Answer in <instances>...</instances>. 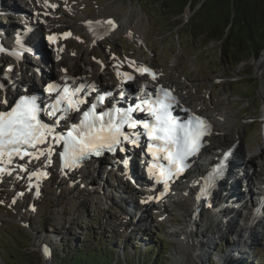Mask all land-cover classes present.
Listing matches in <instances>:
<instances>
[{"label": "rangeland", "instance_id": "rangeland-1", "mask_svg": "<svg viewBox=\"0 0 264 264\" xmlns=\"http://www.w3.org/2000/svg\"><path fill=\"white\" fill-rule=\"evenodd\" d=\"M21 1L0 0V5H4L0 11V29L11 30L17 23L13 13L8 12L12 9L7 7L14 6V9L20 8L23 11V6L30 5L31 2L41 4L43 0H30L26 4L24 0ZM69 6L70 9L65 12L51 10L52 14L49 15L54 20L55 31L68 29V34L71 35L70 41L65 42L67 45L59 43V46H65L64 51L67 52L61 57L60 62H63V65L74 64L82 70H84V66L91 67L88 72L105 67V74L102 76L100 74L99 79L100 83H104L102 77L106 79L107 75L112 74L107 55L111 51L118 53L133 52L140 59L148 60L154 66L162 67L165 73L164 79L170 77L180 79L182 82H179L182 83L185 90L187 88L188 93L190 91V98L204 102L207 109L222 108L227 110L234 122L231 134L228 136L235 137L239 132L242 136V141L238 144L240 149H243L244 153L256 151L264 159V135L260 130L261 126H264L262 119L264 116V73L261 75L256 71L258 60L240 63L232 73L225 71L221 68L218 51L214 45L203 46L199 43L200 38L194 45L188 38L176 33L178 25L169 27L170 29L157 34V31L148 23L146 15L136 0H73ZM103 11L113 14L119 26L110 33H106L105 35L108 34L107 37L101 42L98 40L99 43L91 48L88 45L89 39L87 38L86 41L82 37V33L87 35L82 19L99 16ZM192 13L193 11L186 8L182 19L186 21ZM6 19L11 23L3 21ZM68 26L76 28L77 31L73 32ZM10 30L6 33H10ZM36 32L38 35L35 32L28 34L29 40L34 38L39 40V50L48 63L44 61V64L43 59H34L28 55L25 65L19 70L24 71L23 76L26 75L24 77L26 84L34 83V86H39L38 74L34 73L33 69H39V73L42 75L43 70H46L47 74L54 73L52 75L55 76L56 70L53 59L58 57V48L57 45L51 46V43L44 38L46 33H43L41 29L37 28ZM9 59H11L10 56L1 52L0 66ZM59 60L56 61L59 62ZM33 61L38 65H31ZM106 69L108 74H106ZM249 72L250 74H247ZM220 128L226 127L221 124ZM263 163L262 161V167ZM103 169L105 168L102 164L101 167L90 171L91 173L95 171V176L89 180H87L88 178L84 179L85 189H87V185L92 184L91 181L95 182V178L96 181L98 180ZM55 171L56 168L53 166L52 172ZM107 171H110V177H107L110 185L106 182L108 184L107 190H104L103 193L95 187L96 193L98 192L99 196L103 198L102 203H98L99 200H95V198L84 202L85 196V199L81 201L80 215H77L76 218H73L71 214V206L74 204V199H77L79 188L74 189V187L79 184L78 178L73 177L70 181L65 182L60 176L52 173L51 180L46 181L43 185V193L35 199L24 189L26 188L24 181L20 184L15 179L18 185L11 184V186L8 181H5L0 192V264H23L24 261L26 264H43L38 253L43 250L39 244L44 240L48 243L50 241V264H55L59 256L71 255L73 248H78L85 242L92 243L94 241L103 242L105 244L103 247L112 244L111 250H116L115 257L117 255L120 258H123L122 254L127 243L126 250L128 257H131L132 264H142V262L138 263L136 259L139 251L135 250L136 254H133L134 247L130 245L135 243L139 247H144L142 246L144 242L136 243L133 238H144L145 242H149V246L156 247L154 252L152 248L147 250V256H151L150 259L159 256L152 255L159 249L162 252V258L158 262L162 261L163 264H194L193 258L195 256L193 254L187 253L184 256L175 252V249L180 246L179 239L181 240L184 235L192 236L194 241L196 240L197 244H200L202 263L198 260L200 262L197 264H264V229L261 234L259 228L254 230V233L248 230V216L242 209L235 212L238 213L236 217H240L242 220L241 223L238 221L235 222L236 224L233 223L232 228L235 230H230L229 226L227 227L233 214L229 220L225 219L230 210L234 211L233 208L225 206V212H223L225 218L221 212L218 218H223V222H220L216 218L218 213L212 216L211 208L207 206L206 210H201L198 213L197 226L207 228V223H211L212 219L218 221L215 223L217 225L210 224V231L208 228L206 236L195 232L194 225L182 232V227L185 226L184 220L188 219L191 200L187 199L182 202L179 200L174 209L168 207V219L171 221L168 220V223L161 225L160 218L165 217H156L148 212L139 214L142 211L140 206L146 197L145 192L148 190L135 189L134 183H128L125 179L126 176L122 173L123 168L121 166L115 171V174L113 170ZM15 174L17 173H13V175ZM19 177L21 178L20 174ZM136 178H140L138 174ZM36 182L41 186L43 184L42 181L36 180ZM81 186L83 187V185ZM20 187L25 192H20ZM71 190L74 193L73 197H70ZM218 191L221 195L230 196L228 195V186L225 189L218 188ZM17 192L18 194L20 192V195ZM21 193L28 194L30 201L27 202V197L22 200ZM216 197L214 201L215 204H218L217 201L220 198L218 195ZM57 199L60 200L59 204L53 205V201ZM18 200L21 204L20 207H17L16 204ZM212 200L213 198H211ZM22 201L26 203L22 204ZM154 204L158 205L159 203L155 202ZM207 208H209V212ZM129 213L130 216L127 218L126 215ZM182 213L184 215H181ZM140 216H142V224L149 227L148 229L144 230L143 226L137 224V219ZM173 227L182 232L179 233V237H173L171 233ZM219 228L221 232L217 233ZM197 230L199 229L197 228ZM155 236L160 238L155 239ZM22 240L25 241V244L22 243ZM227 255L228 257H226ZM19 259L21 261H18Z\"/></svg>", "mask_w": 264, "mask_h": 264}, {"label": "snow or ice", "instance_id": "snow-or-ice-1", "mask_svg": "<svg viewBox=\"0 0 264 264\" xmlns=\"http://www.w3.org/2000/svg\"><path fill=\"white\" fill-rule=\"evenodd\" d=\"M108 25L115 27L112 20L107 21ZM51 41L53 38L50 36ZM149 69L141 68V74L149 73ZM153 78L155 76L153 75ZM128 79H132L131 76ZM55 85H50L46 89L51 93ZM84 90V86L70 89L67 85L63 88V95L58 93L55 103L48 106V116L53 119V124L49 125L38 119L41 108L34 96H22L8 111H0V163H3L7 156L11 162L13 156L23 159L24 156L31 155L29 148L36 149L39 145L46 144L51 138L55 145L63 143V151L60 157L63 167L73 168L91 154L100 155L104 151L115 152L123 150V143H137L134 136L122 131L124 126L130 129L137 127V121L133 120L131 113L134 110H144L141 105L135 109H119L113 106L109 112H102L94 115L96 104H93L88 111L83 112V117L79 125H71L66 134L56 131V127L61 120L67 117L69 112L79 111V105L87 101L79 98V93ZM164 99L154 101L148 107V114L153 117L151 124L145 123L148 135L151 139L161 142L156 145L158 151L166 152V159L169 167H161L157 174L153 169L150 178L157 183L167 186L168 182L186 167V159L197 152L201 147L202 138L208 133L209 126L206 121L194 116L184 124H177L168 112L169 104L166 100L171 97L170 91L161 89ZM104 97H98L99 102H103ZM7 104V101H4ZM142 104H148L142 100ZM62 114V115H61ZM107 117V119H105ZM174 148L169 149V145ZM51 146L49 151H51ZM40 154L44 155L43 150ZM38 158V157H36ZM50 158V157H49ZM25 169L21 167V171ZM4 171L0 168V172ZM223 171L222 166H218L210 173L207 185L202 188V192L207 191L215 179ZM35 175V174H34ZM167 191V188H165ZM200 197L198 196L197 199ZM48 255V249H44Z\"/></svg>", "mask_w": 264, "mask_h": 264}, {"label": "trees", "instance_id": "trees-1", "mask_svg": "<svg viewBox=\"0 0 264 264\" xmlns=\"http://www.w3.org/2000/svg\"><path fill=\"white\" fill-rule=\"evenodd\" d=\"M136 2L157 34L178 25L176 33L185 36L193 44L200 38L199 43L203 46L214 45L218 51L221 68L225 71L232 73L240 63L256 61L264 49V0H136ZM186 8L193 13L184 21L182 15ZM133 241L144 242L142 244L144 247H139L135 243L130 245L134 247L133 254H136L135 250L139 251L136 257L138 263L163 264L162 261L158 262L162 258L159 249L152 254L159 256L150 259L147 250L152 248L154 252L156 247L149 246V242L146 243L142 239ZM22 243L25 244V241L22 240ZM103 245H105L103 242H85L78 248H73L71 255L57 257L58 261L55 264H132L126 250L127 243L123 258L117 255L115 257L116 250H111L112 244L105 247Z\"/></svg>", "mask_w": 264, "mask_h": 264}, {"label": "bare ground", "instance_id": "bare-ground-1", "mask_svg": "<svg viewBox=\"0 0 264 264\" xmlns=\"http://www.w3.org/2000/svg\"><path fill=\"white\" fill-rule=\"evenodd\" d=\"M21 1V0H20ZM25 1V4L26 3H28L30 0H24ZM21 2H23V1H21ZM43 2V1H42ZM32 3H35V4H32ZM31 4L33 5V10L34 11H36L37 10V5H39V3H36V2H31ZM40 5H42V6H44V5H46V2L45 3H42V4H40ZM2 6H4V5H0V8H2ZM7 8H11L12 10L11 11H16V9H14V6H12V7H7ZM50 9H52V6L48 9V10H50ZM1 10V9H0ZM44 10V8L43 7H41L40 8V10L38 11V13L37 14H35V13H33V15H32V19L34 20V25L36 26V28L38 27L39 29H41L42 31H44V30H47L48 32H51V29L49 28L51 25H52V20H50L49 19V16H46V14L45 13H42V11ZM47 10V11H48ZM53 15H54V13H53ZM97 16V15H96ZM97 19L98 20H100L101 22L100 23H96L95 25H96V28L97 27H99L103 32H104V35L106 34V33H110L112 30H114V29H116V27L117 26H119V23H118V21L116 20V18L114 17V15L113 14H111L110 12H107V11H103L99 16H97ZM120 19V18H119ZM123 19V18H122ZM108 20H112L113 22H114V25H115V27H112L111 25H108L107 24V21ZM54 21V20H53ZM120 22H121V19H120ZM122 25V24H121ZM84 29H85V32L87 33V35H88V38H89V42H88V45L89 46H91V48H92V46H95V45H97L98 44V40H96L95 39V37L93 36V35H91V33L89 32V30H87V28H88V26H87V24H85L84 23ZM121 27V26H120ZM3 30H5V31H7V29H3ZM58 31V30H57ZM42 33V32H41ZM50 34H52V33H48L47 34V36L48 35H50ZM7 33L5 34V37L4 38H2V36H1V40H0V45H2L3 46V48L4 49H9V39L11 38V37H7ZM26 38L27 39H29V36L27 35L26 36ZM52 38H55V35H53V37ZM33 41H35V40H33ZM59 42H60V40H59ZM61 42H65L64 40H61ZM38 44H39V40H38ZM67 45V44H66ZM11 47L13 48V45H11ZM60 47H59V51H60ZM58 50V49H57ZM56 50V51H57ZM3 51V50H2ZM58 51V52H59ZM32 53V52H31ZM40 54H41V52H40ZM60 54V53H59ZM64 55H66V52L65 53H63ZM63 55V56H64ZM62 56V57H63ZM61 59V58H60ZM258 62H257V73L258 74H260L261 73V75L264 73V50H263V52L260 54V56L258 57ZM53 63H54V68H55V70H56V72H55V76L56 77H59V78H61V79H67L68 80V82L69 81H72L73 79H75V78H83V79H87L88 81H94V82H100V74L102 73V72H104V69L105 68H103L101 71L100 70H97V71H95V69H94V71L93 72H88V71H84V70H82V69H79V68H77L76 66H74V64L73 65H63L64 63L63 62H57L56 60L55 61H53ZM77 65V64H76ZM56 67H59L58 69H56ZM93 67V66H92ZM79 69V70H81V72H79V73H76V71L74 70V69ZM94 68V67H93ZM90 69H91V67H90ZM114 69H117V67L116 66H114ZM156 72V71H155ZM129 75V74H128ZM16 76L17 77H20V73L18 72V70H14V72L9 76V80L11 81V82H13V84H14V86H15V81L17 80V78H16ZM124 75L123 76H121V77H119V79H118V82L117 83H120V82H123L124 80ZM156 78L157 77H155V78H153V80H156ZM134 79H135V81H137V80H140V79H146V77H137L136 75L134 76ZM24 82H25V80H24ZM29 82V81H28ZM62 82H67V81H62ZM26 84V82L23 84V85H25ZM169 84H170V86H172L174 89H175V91H176V93L179 95V98L181 99V101L182 102H185V103H188L193 109H195L196 111H198V112H200V113H203L208 119H210V121L213 123V126H214V129H213V134H211L210 135V137H209V146H212V147H210L209 148V150H213V149H217L220 145H224L226 142H229L228 141V139H230V140H232L233 142H237V144H239L241 141H242V136H241V134L239 133V132H237V134L235 135V137H233V136H228L229 134H231V130H232V125H234V122H233V120L231 119L232 117H231V115H230V113L227 111V110H225V109H222V108H218V109H216V108H213L212 110H209V109H207V107L205 106V104H204V102H200V101H196V100H193V99H191L190 97V95H189V93H188V90H185V88H184V86L182 85V83H180V82H178V83H176V82H169ZM30 86H32V84H27L26 85V87H28V88H30ZM16 87V86H15ZM44 88L45 89H47L48 88V86L47 85H44ZM15 91L17 92L18 91V89H16L15 88ZM9 97V94H8V92L6 93V98H8ZM19 100V99H18ZM17 100V101H18ZM263 123H264V116H263ZM219 121H221V124L222 125H224L226 128H220L219 127V125H220V123H219ZM226 123H228L227 124V126H228V128H227V126H226ZM222 140H226V141H222ZM216 146V147H215ZM238 146H240V145H238ZM247 150V149H246ZM244 150H242V149H240L239 150V152L237 153V157L239 158L242 154H246V152L244 153L243 152ZM248 152V151H247ZM251 154H254V155H258V152H251ZM116 156V160L118 159V157L120 156H122L120 153H118V154H116L115 155ZM235 156V157H236ZM252 157H250V159H251ZM121 159H123V156L121 157ZM42 160H44V158L42 159ZM102 166V165H101ZM120 166V165H119ZM45 167V165L43 164V163H41L40 165H39V167H38V169H45L44 168ZM90 167L91 168H96V165H90V166H87L84 170H82L81 168L79 169V170H77V168L76 169H74L73 171H64V174H62V176H61V179H63L65 182H68V181H70V179L71 178H73V177H75V178H78L79 179V184L77 185V186H75L74 187V189H77V188H79L78 189V195H77V199H74V201H73V203L74 204H72V206H71V214L73 215V218H76V216L77 215H80V211L82 210V203H81V201L83 200V199H85V196H86V200L84 201V202H86V201H88V200H90V199H93V198H95V200H99L98 201V203L100 202V203H102V201H103V198L102 197H100L99 196V194H98V192L96 193V189H98V191L100 192H103L104 193V190H107V187H108V184L110 185V182H109V180H108V178L107 177H110V171H105V169H103V171H101L100 172V176H98V180L96 181V178L94 179L95 180V182H93V181H91V183L92 184H89V185H87V189H85L84 188V184H83V182H85L84 181V179H87V180H89V178H93L94 176H95V171L93 172V173H91L90 171H91V169H90ZM105 167V166H104ZM140 168V167H139ZM3 169H9V167L8 166H5V167H3ZM151 170V169H150ZM14 173H17V174H20V176H21V178H22V181H24V184H25V187L26 188H29V193L30 194H33V195H36L35 193H34V190H35V188H36V185H38L39 186V188L41 187V185L39 184V183H37L36 182V179H35V177H30V175H28V174H25V173H22L21 171H18V170H15V172ZM230 173V172H229ZM56 174L58 175L59 174V171H56ZM93 174V175H92ZM106 174V175H105ZM103 175H105L104 176V178H103ZM145 175L148 177V172H145ZM120 176V175H119ZM233 176H235V175H233ZM0 177H2V178H4V179H7V180H10L12 183H14L15 185L17 184L18 185V183L16 182V180H15V178L13 177V176H11L10 174H8V173H4V174H2ZM228 178V177H227ZM233 178H235V177H233ZM232 178V179H233ZM151 179H153V178H151ZM224 180H226V178H223ZM230 179V178H229ZM236 179V178H235ZM231 180V179H230ZM237 180V179H236ZM38 181V180H37ZM87 182V181H86ZM108 184H107V183ZM193 183H195V180H193L192 181ZM231 182L233 183V181L231 180ZM81 185H83V187L81 186ZM236 185V187L238 186L239 187V185L238 184H235ZM79 186H81V187H79ZM95 187H96V189H95ZM237 187V188H238ZM73 189V190H74ZM94 189V190H93ZM73 190H71L70 191V197H73L74 195V193H73ZM183 191L184 192H186L188 195H192V191H191V188H184L183 189ZM227 192V191H226ZM63 194V193H62ZM67 194V193H66ZM21 197H22V200H24L26 197V200H27V202H29L30 201V199L28 198V194H25V193H21ZM35 197H37V196H35ZM90 197V198H89ZM215 197H216V194H214V197H213V200L211 201V199H210V201H208L207 203H209V205H206L205 206V208L203 209V210H206V207L207 206H209L210 208H212L211 207V205L212 204H214L213 206H216L217 204H215ZM256 197V196H255ZM151 198H155V196L154 197H151ZM194 198V197H193ZM217 199V198H216ZM254 199V198H253ZM52 201V200H51ZM59 202H60V200L59 199H57L56 201L54 200L53 201V205H57V204H59ZM24 203H26V202H23L22 201V204H24ZM16 204H17V207H20L21 206V204H20V201L18 200L17 202H16ZM132 206V205H131ZM143 207V206H142ZM81 208V209H80ZM163 208L165 209V207L163 206ZM225 208V207H224ZM224 208H222V209H220L219 210V212H218V215L216 216V218L217 219H219L218 217L221 215V212L223 213V212H225V210H224ZM208 209V212H209V208H207ZM234 209V212H236V211H238L237 209H235V208H233ZM195 213V210H194V206H192L191 208H190V210H189V214H188V219H186V220H184V222H185V226L184 227H182L183 228V230H182V232H184V230L186 229V231L189 229V227L191 226V225H194V229L196 230L195 232H199L200 233V235H202V236H206V231H207V229L211 226L210 224H212V225H217V224H215V223H217L218 221L216 220V219H212V222L211 223H207V228L206 227H204V228H202V227H198L197 226V222H198V220H199V218L197 217H195L194 219H193V214ZM207 213V212H206ZM126 214V213H125ZM236 215H238V213H235ZM182 215H184V213H182ZM212 216H214V215H212ZM233 216V215H232ZM223 217L225 218V216L223 215ZM145 219H147V220H150L149 218H145ZM223 218H220L219 220H220V222H223V220H222ZM229 220V219H228ZM236 221H238L239 223H241V218L239 217V218H237V217H235V218H231L230 220H229V223H228V225H227V227L229 226V229L231 230V229H234V228H232V225H233V223H235ZM142 216H140L138 219H137V224H140L141 226H143L144 227V230L145 229H147V226H144L143 224H142ZM231 224V225H230ZM236 224V223H235ZM210 225V226H209ZM135 228V227H134ZM133 228V229H134ZM141 228V227H140ZM181 228V229H182ZM197 228L199 229V230H197ZM235 228H236V226H235ZM235 230V229H234ZM180 231V229H173L172 230V232H173V237H179V233H182V232H179ZM208 231H210V228H209V230ZM218 232L217 233H220L221 232V229L219 228L218 230H217ZM253 233H254V230H251ZM214 232V231H213ZM208 233V232H207ZM228 233H230V232H228ZM231 233H233V231H231ZM188 241L191 243L190 245H189V243H188ZM179 244H180V246L179 247H177L176 249H175V252H177V254L178 255H184L185 256V254L187 255V253L189 252V253H192V254H194V256H195V258L193 259V263L194 264H197L198 262H200L201 261V263H202V260H200V255H201V247L199 246L200 244H197V242H196V240L194 241V239L192 238V236H186V235H184V236H182L181 237V240L179 239ZM50 241H49V243H48V241H42V242H40V244H39V246H41L42 248H43V250L45 249V248H47L48 249V255L47 256H45V257H47V258H50V253H49V251H50ZM185 251H187V252H185ZM185 252V253H184ZM205 255V254H204ZM183 257V256H182ZM204 257V256H203ZM203 257H202V259H203ZM226 257H228V255L226 256ZM198 258V259H197ZM49 260V259H48ZM198 260H200V261H198ZM197 261V262H196ZM227 262H228V260H227ZM223 264H226V263H223ZM228 264H231V263H228Z\"/></svg>", "mask_w": 264, "mask_h": 264}, {"label": "water", "instance_id": "water-1", "mask_svg": "<svg viewBox=\"0 0 264 264\" xmlns=\"http://www.w3.org/2000/svg\"><path fill=\"white\" fill-rule=\"evenodd\" d=\"M188 243H189V245L191 244L189 241H188ZM188 253H189V252H188ZM38 254H40L39 257H41L43 264H50L51 259L45 257L46 255H45V253H44L43 250H42V252L40 251ZM189 254L191 255L192 253H189ZM193 255H194V254H193ZM48 259H49V260H48ZM193 259H194V258H193Z\"/></svg>", "mask_w": 264, "mask_h": 264}]
</instances>
